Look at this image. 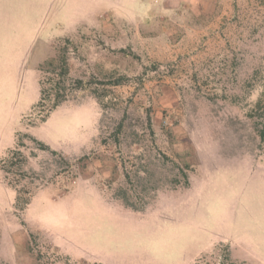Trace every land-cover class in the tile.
Masks as SVG:
<instances>
[{"label":"rangeland","instance_id":"rangeland-1","mask_svg":"<svg viewBox=\"0 0 264 264\" xmlns=\"http://www.w3.org/2000/svg\"><path fill=\"white\" fill-rule=\"evenodd\" d=\"M263 126L264 0H0V264H264Z\"/></svg>","mask_w":264,"mask_h":264},{"label":"trees","instance_id":"trees-1","mask_svg":"<svg viewBox=\"0 0 264 264\" xmlns=\"http://www.w3.org/2000/svg\"><path fill=\"white\" fill-rule=\"evenodd\" d=\"M63 71L64 72H66V70H64L63 69ZM47 82H49V84H50V86H52V87H56V85H57V83L58 82H56L55 80H47ZM44 90L42 89L41 90V98H40V101L38 102V103H42V101H45L46 99H45V97H43L42 96V92H43ZM65 98V96L63 95V94H57V96H54L53 97V100H51L52 101V105H51V108H53V107H55L56 105H58V103L60 102V101H62L63 99ZM39 105V104H38ZM50 109V108H49ZM49 109H47V110H49ZM262 133H264V126H263V130H262ZM99 264V263H98ZM199 264V263H198Z\"/></svg>","mask_w":264,"mask_h":264}]
</instances>
